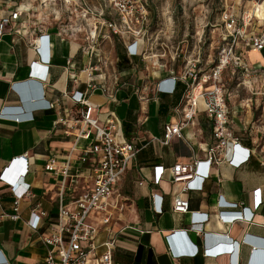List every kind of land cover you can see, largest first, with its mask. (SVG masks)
I'll use <instances>...</instances> for the list:
<instances>
[{
	"label": "crops",
	"instance_id": "1",
	"mask_svg": "<svg viewBox=\"0 0 264 264\" xmlns=\"http://www.w3.org/2000/svg\"><path fill=\"white\" fill-rule=\"evenodd\" d=\"M9 4L10 0H0V15L9 11ZM246 11L253 16L251 29H263L264 3L254 4ZM30 24L34 22L21 13L19 21L0 38V175L5 170L7 177L19 178V185H29V195L18 204L19 219L12 221L9 216L13 214L15 200L11 185L0 179V264H42L46 256L47 247L42 239L55 226L62 179L53 174L48 160L61 161L74 142L65 134L66 127L57 123L60 109L51 108L50 104L63 93L84 90L83 78L74 82L67 78V72L77 73L89 63L79 50L80 41L62 40L54 35L55 27L51 25L41 26L39 32ZM40 35H49L48 63L40 62L37 57L35 40ZM257 53L262 54L258 63L264 64V50ZM122 55L127 62L126 69L120 71L121 82L127 86L117 92L116 103L104 104L101 112L115 111L119 118V137L133 142L139 151L118 184L121 210L112 211L107 227L100 225L97 242L101 244L117 236L114 264H132L129 260L117 261L115 254L118 250L134 254L138 244L152 251L156 264H236L227 252L215 256L201 254L202 250H221L231 244L237 264H264V132L259 139L248 113L244 117L230 115V128L239 137L240 145L253 150L250 158L237 168L221 164L211 171L202 190L181 194L189 202L190 211L208 214L205 222H193L189 212H173L172 202L179 187L172 183L170 168L191 162L194 154L204 159L200 148L212 143L211 126L198 119L196 127L188 132L196 134L193 152L185 142L175 138L167 146L161 145L163 126L171 120L172 109L179 103L185 87L177 82L173 94L154 95V86L169 78L171 72L179 74L184 64L179 65L172 58L158 68L154 59H128L125 49ZM115 58L119 70V59ZM32 63L48 64L45 80L30 75ZM131 82L140 89L147 85V90L142 91L146 100L132 94ZM91 99L102 102L98 96ZM61 105L69 110L67 119L71 123L77 108L67 99ZM16 116L20 118L18 121ZM85 145L87 142L81 141L79 146ZM20 158H26V174L21 171L24 159ZM155 167H163L158 184L153 182ZM90 189L86 172L81 169L80 177L74 183L67 180L63 187L64 199L69 203ZM257 189L261 192V203L256 208L254 191ZM153 194L161 197L160 213L153 208ZM219 200L237 204L238 210H251L252 220H219L220 210H232L219 209ZM32 211L45 213L37 230L27 225Z\"/></svg>",
	"mask_w": 264,
	"mask_h": 264
},
{
	"label": "built area",
	"instance_id": "2",
	"mask_svg": "<svg viewBox=\"0 0 264 264\" xmlns=\"http://www.w3.org/2000/svg\"><path fill=\"white\" fill-rule=\"evenodd\" d=\"M104 1L114 15L113 20H104L99 26L95 24L92 28L82 25L66 28L59 24L54 30V35L62 40L71 38L80 41L79 50L89 63L77 73L67 72V78L74 82L83 78L84 90L63 93L50 104L51 108L60 109L61 116L57 123L66 127L65 134L72 137L74 142L61 161L56 158L48 160L53 174L61 176L62 179L55 226L52 233L42 239L47 247L42 264H114L113 251L117 236L99 244L97 241L100 225L107 227L112 211L121 210L118 203L121 197L118 184L129 164L135 160L139 148L133 142L119 137V118L115 111L102 114L101 110L106 103H116L117 92L121 87L127 86L121 82L122 72L117 69V59L114 56L115 39L121 40L128 59L148 58L145 52L150 47L146 42L149 27L144 4L140 0ZM20 6H14L7 13L0 15V38L12 24L19 21L21 13L26 14L27 20L31 17V10L26 7L20 9ZM223 17L222 40L225 46L215 62L205 69L199 59L187 60L179 74L171 72L169 78L158 81L154 86V95L173 94L177 82H181L185 87L179 103L172 109L171 120L163 126V136L159 141L161 145L167 146L175 138L185 142L193 152L192 141L196 134L189 135L188 132L196 127L198 119L207 121L211 126L212 143L204 149L199 147L204 152V159L200 160L194 154L191 162L175 164L170 168L172 183L179 187V192L172 202V210L176 213L189 212L193 222H205L208 214L190 211L189 202L183 200L181 194L202 190L213 169L221 164L237 168L248 161L253 151L242 147L239 137L235 136L230 128V111L227 105L230 94L224 88L222 74L228 68L244 71L246 75L249 73L251 68L244 63L243 55L245 52L264 50V29H251L253 16L247 11L238 15L225 12ZM67 29L70 32H67ZM37 30L40 32V27H37ZM48 39L49 35H40L35 40L40 62H49ZM154 57L155 55L152 59ZM154 61L158 68L163 67L159 60ZM30 67V75L44 80L47 78L48 64L32 63ZM165 84L169 86L164 87ZM130 86L133 95L139 100H146L142 91L147 90V85L140 89L131 82ZM94 96L100 97L102 102L92 101ZM65 99L77 108L76 117L71 123L67 119L69 110L61 105ZM19 119L16 116L15 120ZM81 141H86L87 145L80 147ZM20 159H24V165L21 163L24 168L21 171L26 174V158ZM81 169L86 172L91 189L66 203L63 187L66 186L67 180L74 183L75 179L80 177ZM162 174L163 167L154 168V184L159 183ZM0 179L11 185L15 201L13 214L9 218L16 221L19 219V201L29 195V185H19V178L7 177L5 170ZM260 194V189L254 191L256 208L261 203ZM151 198L155 212L160 213L161 197L153 194ZM218 205L219 209H232L220 210L217 215L219 220H252L253 212L247 208L238 210L237 204L229 205L223 200H219ZM44 216V212L32 211L27 221L28 227L37 230ZM246 241L247 239H243V242ZM224 252L231 254L232 263L237 264L233 255V244L221 250H202L201 254L215 256Z\"/></svg>",
	"mask_w": 264,
	"mask_h": 264
},
{
	"label": "rangeland",
	"instance_id": "3",
	"mask_svg": "<svg viewBox=\"0 0 264 264\" xmlns=\"http://www.w3.org/2000/svg\"><path fill=\"white\" fill-rule=\"evenodd\" d=\"M9 8L24 5L30 9L32 27L59 24L66 28L99 26L114 15L104 0H10ZM147 9L148 27L145 55H155L163 63L173 60L185 64L199 59L209 68L224 48L223 16L225 12L240 14L261 5L264 0H140ZM254 2V3H253ZM7 8V11L10 10ZM35 9V10H34ZM86 14L83 18L82 15ZM33 15V16H32ZM264 29V28H263ZM69 29H67V32ZM109 46V44H107ZM121 40L115 39L114 53L122 56ZM245 52L244 63L251 69H226L222 74L224 88L230 94L227 105L230 115L246 116L254 123L259 139L264 132V64L258 63L262 54ZM256 54L258 57H253ZM262 62V61H261ZM232 112V113H231ZM263 137V136H262Z\"/></svg>",
	"mask_w": 264,
	"mask_h": 264
},
{
	"label": "trees",
	"instance_id": "4",
	"mask_svg": "<svg viewBox=\"0 0 264 264\" xmlns=\"http://www.w3.org/2000/svg\"><path fill=\"white\" fill-rule=\"evenodd\" d=\"M24 6V5H22ZM25 7V6H24ZM119 61H118V66H119V71H122V68L126 69V62L127 60L125 59V56H120L117 54ZM116 259L117 261H132V264H156L154 260L153 253L150 249L143 247L142 245L138 244L136 247V251L134 254H131L129 252H121L117 251L116 254Z\"/></svg>",
	"mask_w": 264,
	"mask_h": 264
},
{
	"label": "bare ground",
	"instance_id": "5",
	"mask_svg": "<svg viewBox=\"0 0 264 264\" xmlns=\"http://www.w3.org/2000/svg\"><path fill=\"white\" fill-rule=\"evenodd\" d=\"M24 8H25L24 6H20V9H24ZM252 53H256L257 54L256 51H250V54H252Z\"/></svg>",
	"mask_w": 264,
	"mask_h": 264
}]
</instances>
